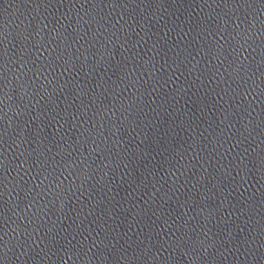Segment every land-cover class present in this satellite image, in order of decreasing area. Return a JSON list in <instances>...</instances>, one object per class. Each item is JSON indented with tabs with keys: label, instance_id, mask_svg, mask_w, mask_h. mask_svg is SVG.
<instances>
[{
	"label": "water",
	"instance_id": "water-1",
	"mask_svg": "<svg viewBox=\"0 0 264 264\" xmlns=\"http://www.w3.org/2000/svg\"><path fill=\"white\" fill-rule=\"evenodd\" d=\"M0 264H264V0H0Z\"/></svg>",
	"mask_w": 264,
	"mask_h": 264
}]
</instances>
